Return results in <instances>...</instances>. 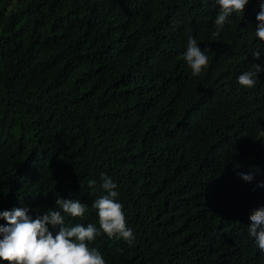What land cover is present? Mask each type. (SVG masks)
Masks as SVG:
<instances>
[{
	"label": "trees",
	"instance_id": "obj_1",
	"mask_svg": "<svg viewBox=\"0 0 264 264\" xmlns=\"http://www.w3.org/2000/svg\"><path fill=\"white\" fill-rule=\"evenodd\" d=\"M260 6L216 36L215 0H0V211L80 200L66 224L99 228L106 174L135 236L90 242L106 264H264L249 233L264 207V71L238 83L264 65ZM190 36L208 50L199 76Z\"/></svg>",
	"mask_w": 264,
	"mask_h": 264
},
{
	"label": "clouds",
	"instance_id": "obj_2",
	"mask_svg": "<svg viewBox=\"0 0 264 264\" xmlns=\"http://www.w3.org/2000/svg\"><path fill=\"white\" fill-rule=\"evenodd\" d=\"M219 11L215 19L216 31L219 36L225 24L230 23L234 13L245 12L249 0H215ZM257 25L255 36L264 41V0H261L260 10L256 15ZM207 49H202L194 37H189L187 49L183 59L192 70L193 76H199L209 63ZM254 59L259 60L261 52L252 53ZM254 70L239 75L238 83L241 86L252 88L255 86L258 74L264 71V65L254 64ZM264 136V131L260 132ZM241 178L251 182V174L240 173ZM99 187L105 195L94 200L91 207L97 211L99 228L92 223L87 226L76 223L68 226L65 215L73 218H83L88 205L80 200H55V207L48 209L43 215L33 218L29 209L16 208L11 211H0V219L6 220L7 225H0V261L6 264H106L100 251L89 247L101 233L109 238L118 237L131 243L135 240L133 230L127 226L123 205L118 201V185L106 174L100 177ZM96 181L89 182L94 187ZM264 186V185H262ZM249 233L254 238L255 246L264 254V207L253 212ZM58 228L54 234L49 229Z\"/></svg>",
	"mask_w": 264,
	"mask_h": 264
}]
</instances>
